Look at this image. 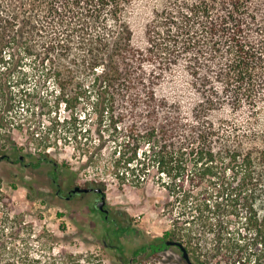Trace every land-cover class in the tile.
<instances>
[{
    "label": "trees",
    "instance_id": "1",
    "mask_svg": "<svg viewBox=\"0 0 264 264\" xmlns=\"http://www.w3.org/2000/svg\"><path fill=\"white\" fill-rule=\"evenodd\" d=\"M129 1L0 0V64L21 74L2 85L18 87L25 102L38 95L26 87L28 69L40 86L54 82L59 109L86 105L98 119L99 144L78 145L88 163L101 161L108 139L118 181L141 186L155 170L174 205L185 203L188 218L134 249V259L165 250L172 237L207 264L205 232L224 225L212 222L224 202L264 245V0H187L142 48L126 23ZM16 95L4 93L10 108ZM239 110L246 122L228 116ZM49 147L37 167L53 163ZM10 202L0 183V264H35L21 245L23 213L1 209Z\"/></svg>",
    "mask_w": 264,
    "mask_h": 264
},
{
    "label": "rangeland",
    "instance_id": "2",
    "mask_svg": "<svg viewBox=\"0 0 264 264\" xmlns=\"http://www.w3.org/2000/svg\"><path fill=\"white\" fill-rule=\"evenodd\" d=\"M186 2L130 0L125 19L133 34V44L142 48L152 34L163 35L166 13L179 15ZM20 75L18 71L6 72V67L0 64V157H3L0 183L3 192L11 198L10 207L1 209L11 211L12 215L23 213L26 225L20 238L21 245L29 247V262L187 264L177 246L136 259L132 255L134 249L155 242L166 231L174 229L176 220L182 223L188 218L185 203L174 205L170 192L161 185L155 170L150 181L141 186L118 181L109 164L113 143L108 139L107 147L99 153L101 161L97 165L88 163L78 145L99 144L98 119L89 112L90 107L81 104L71 111L65 110L64 106L59 109L54 82L40 86V75L29 69L26 87L37 91L38 95L24 102L18 95V87L13 90L9 83L2 85L5 79L14 81ZM7 89L17 94L10 102L11 108L4 98ZM234 112L236 115L229 112L228 116L246 122L247 114L240 110ZM84 128L92 131L85 132ZM48 146H51L53 163L37 167L39 152ZM5 154L10 155L9 161ZM19 156L23 158L22 162L18 161ZM76 186L105 190L109 216L96 207L99 196L95 193L78 192L68 200L69 191ZM222 206L221 213L214 215L212 222L216 224V217L224 220V225L216 224L205 232L210 254L208 259L207 253L202 257L206 263L246 264L248 258L254 260L257 255L264 256V245L257 243L252 233L245 230L243 219L235 209L226 206L225 202ZM123 227L126 229L122 230ZM219 235L222 241L217 243L215 240ZM169 240L175 239L170 237ZM194 250L189 253L190 258L194 264H199L196 256L201 250Z\"/></svg>",
    "mask_w": 264,
    "mask_h": 264
},
{
    "label": "water",
    "instance_id": "3",
    "mask_svg": "<svg viewBox=\"0 0 264 264\" xmlns=\"http://www.w3.org/2000/svg\"><path fill=\"white\" fill-rule=\"evenodd\" d=\"M3 159V157H0V161ZM77 192H84V193H89V192H97V193H105L104 190L102 188H88V187H81V186H76L74 189H72L71 193H77ZM106 203V196L102 197V201H101V208L103 210V205ZM108 211V210H107ZM168 245H176L178 246L181 251L183 252V257L186 259V261L189 264H194L190 258L189 252L187 250V248L185 247V245L178 241V240H168L167 241Z\"/></svg>",
    "mask_w": 264,
    "mask_h": 264
},
{
    "label": "flooded vegetation",
    "instance_id": "4",
    "mask_svg": "<svg viewBox=\"0 0 264 264\" xmlns=\"http://www.w3.org/2000/svg\"><path fill=\"white\" fill-rule=\"evenodd\" d=\"M23 159V158H22ZM90 188H94V187H90ZM60 189L58 191V195L60 196ZM72 191V190H71ZM71 191H69V195L66 197L68 200H72V197L76 194V193H71ZM105 192V190H104ZM78 193V192H77ZM91 193V192H89ZM92 193H95L99 196V198L96 200L95 204H96V207L100 210L101 213L105 214L107 217L109 216V211H107L106 209V203L103 205V210L101 208V201H102V197L105 196V193H97V192H92ZM169 246H176V245H169ZM178 247V246H177ZM179 248V247H178ZM167 249V248H166ZM165 249V250H166ZM180 249V248H179ZM181 250V249H180ZM182 252V251H181ZM182 256H183V252H182ZM183 259L186 261V259L183 257ZM187 262V261H186ZM187 264H189L187 262Z\"/></svg>",
    "mask_w": 264,
    "mask_h": 264
}]
</instances>
